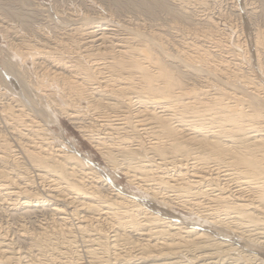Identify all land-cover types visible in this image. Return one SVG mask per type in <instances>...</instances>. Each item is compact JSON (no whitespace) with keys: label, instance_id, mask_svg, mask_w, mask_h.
Returning a JSON list of instances; mask_svg holds the SVG:
<instances>
[{"label":"bare ground","instance_id":"obj_1","mask_svg":"<svg viewBox=\"0 0 264 264\" xmlns=\"http://www.w3.org/2000/svg\"><path fill=\"white\" fill-rule=\"evenodd\" d=\"M214 19L172 40L83 14L52 47L9 42L42 74L0 103V264H264V28L233 44ZM58 114L129 188L52 133Z\"/></svg>","mask_w":264,"mask_h":264},{"label":"rangeland","instance_id":"obj_2","mask_svg":"<svg viewBox=\"0 0 264 264\" xmlns=\"http://www.w3.org/2000/svg\"><path fill=\"white\" fill-rule=\"evenodd\" d=\"M107 1L106 0H0V17H1L0 23L4 26H9L12 28L9 31V34L7 33L6 37L2 32H0V103L1 101L5 102V99L10 97L13 94V92H14L13 94L14 96L18 95L16 94V91L12 86V82H10L11 79H12L11 81H13V79L17 80L18 77L16 78V76L19 75L18 82H20L21 83L20 85L23 86L22 87L19 85V87H21L23 90H28L29 87L36 88L35 84L40 79L39 75L42 74L40 69H37L38 66L34 64V60L33 58H31V56H27L28 57L27 60H25L26 58L19 57L18 56L19 52L14 50L12 45H15V43L16 44L22 43V39L26 37L25 40L27 42H30V44L32 45L47 44V42H49L47 46L52 47L54 45L52 44L51 40H53L54 38L61 37L59 34L63 33L62 30L65 29V27L69 23V19L74 18L77 20V17L81 18L83 14L91 16L92 19H95L98 16L99 17L107 16V18L111 16L112 18L124 22L125 20L128 21V18L129 20L131 19L134 20V22L135 20L140 23L143 22L142 24H146L145 26L147 28L151 30H160L165 34V36L169 37L172 40L178 39L177 37H174L175 36L174 31H178L180 27H183L184 28L183 30L185 31L190 30L191 32L194 31L196 32V29L198 31L199 28L200 30H206L207 28H211V26H209V24L205 22L206 16L212 17L213 19L215 18L214 20H217L218 22L221 23L220 24L221 27L226 29L225 33L231 35V39L233 38L231 41L233 42V44L234 42H236V40H238L237 38L242 39L243 41L245 40L249 41V39L254 36V33H256L257 28H262V27L264 28L263 18L256 17L255 19L252 18L249 19L246 16V13L249 12V8L251 7L250 2L253 3V5H255L256 3L255 6L258 7L260 3H263L264 0H248L249 5L246 4L245 0H234V1L206 0L207 4L205 6H201V7L197 6L196 8H194L195 10L197 9L196 11H199V14L201 16L199 18L196 14H194L191 11L193 10L192 3L190 4L192 9L190 10L186 9L187 11L186 10L185 11L189 13L186 14V12H183L182 7L180 6L178 0L177 1L161 0L162 5L159 6L155 5L156 4L155 0H141V1L140 0H129V1L109 0L110 2ZM145 6L151 7V11L148 12L147 8H144ZM71 15H75V16L77 15V16L72 17ZM244 16L246 19L244 18ZM196 20H197V24L200 23L199 26L196 25V22H194ZM256 21L257 23H255ZM226 23L228 25H226ZM229 26H231V28ZM242 28L244 31L242 30ZM248 29L251 31V33L250 31H247ZM237 30H239V33L237 32ZM238 34L241 36L239 37ZM247 36L250 37L248 38ZM21 37L24 38L21 39ZM9 42L13 44L11 45ZM7 62H8V66L10 67L7 66ZM6 68L7 69L11 68L12 71L7 70ZM36 70L39 72H37ZM8 74H11V76L8 77ZM5 92L7 94H5ZM49 127L52 133H54L55 135L64 138L66 141L69 142L71 141L72 143H76V149L79 152V154H82L85 157H87L88 160L93 165H95L97 169L103 174L105 179L110 180L116 188L119 189L129 188V184L127 182L126 177L121 173L114 174L110 170V168L106 165L104 159L98 154V152L93 148V146L80 135V133L76 130L74 125L71 124V122L68 119L58 114L57 121L51 122L49 124ZM6 128L7 127L5 125L4 119L0 115V129L4 131ZM129 191L132 192L135 195V197H138V193L136 192V190L132 189ZM80 264H88V263L86 262V260H84Z\"/></svg>","mask_w":264,"mask_h":264}]
</instances>
